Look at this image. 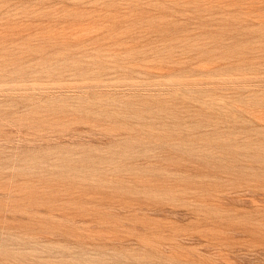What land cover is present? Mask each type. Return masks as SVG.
Here are the masks:
<instances>
[{
    "label": "rangeland",
    "instance_id": "obj_1",
    "mask_svg": "<svg viewBox=\"0 0 264 264\" xmlns=\"http://www.w3.org/2000/svg\"><path fill=\"white\" fill-rule=\"evenodd\" d=\"M0 264H264V0H0Z\"/></svg>",
    "mask_w": 264,
    "mask_h": 264
}]
</instances>
